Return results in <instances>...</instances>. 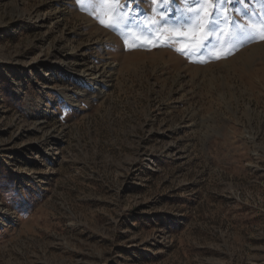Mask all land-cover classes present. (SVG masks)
<instances>
[{
	"label": "rangeland",
	"instance_id": "1",
	"mask_svg": "<svg viewBox=\"0 0 264 264\" xmlns=\"http://www.w3.org/2000/svg\"><path fill=\"white\" fill-rule=\"evenodd\" d=\"M222 3L0 0V264H264V0Z\"/></svg>",
	"mask_w": 264,
	"mask_h": 264
},
{
	"label": "snow or ice",
	"instance_id": "2",
	"mask_svg": "<svg viewBox=\"0 0 264 264\" xmlns=\"http://www.w3.org/2000/svg\"><path fill=\"white\" fill-rule=\"evenodd\" d=\"M101 2L103 4H110L113 7L111 8V11L113 12V15L116 17V22L119 21V19L121 18L119 16V14L122 12V9L120 8V0H101ZM156 0H153V3H155ZM159 2H163V0H159ZM204 3L209 4V5H214L211 8L210 12H207L206 14L209 17V22L207 24V28L209 30L212 29V24L215 21V18L218 15V11L220 8L223 7V3L222 0H203ZM243 3H247L248 0H242ZM196 4H200L201 0H195ZM127 5H125L126 7ZM245 15H247V11L244 12ZM195 16H200V12H195L194 13ZM97 19L99 20V17H97ZM101 24H104L103 20H100ZM154 24L156 22H153ZM233 25L239 28V32L237 33V35L239 36V38L241 40H255L257 38V36H259L261 39H264V28L261 29H256V28H249L248 26H245L244 24H237V22L234 20ZM261 24H264V21H260ZM106 27L112 28L115 27L114 23H110L105 25ZM183 37H181L182 39ZM127 42L125 41V44ZM201 47H203V44L201 45ZM177 51L181 52V54H184V52L188 51L187 46H185V48L183 50L181 49H177ZM224 55H227V53H224ZM215 58H220V56H216Z\"/></svg>",
	"mask_w": 264,
	"mask_h": 264
},
{
	"label": "bare ground",
	"instance_id": "3",
	"mask_svg": "<svg viewBox=\"0 0 264 264\" xmlns=\"http://www.w3.org/2000/svg\"><path fill=\"white\" fill-rule=\"evenodd\" d=\"M70 55H69V58H71L72 56L71 55H78V52H77V49H76V47H72V51L69 53ZM83 57H81V58H78V60H85L86 59V57H85V52L83 53V54H81ZM69 58L68 57H63L62 59H61V62H60V64H59V68H60V70L63 72V70H65V67H66V65H67V62H69L70 60H69ZM84 63V62H83ZM87 70H91V71H93V73H94V77H93V80H98L99 78H104V80L106 79V77L107 76H109V74L107 75V72L105 71V70H101V67H95V68H93V67H88L87 68ZM81 73H82V69H81V72H79L78 74H80L81 75ZM99 81V80H98ZM94 90L95 91H98V90H101V88H100V86H95L94 87Z\"/></svg>",
	"mask_w": 264,
	"mask_h": 264
}]
</instances>
